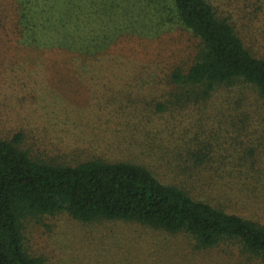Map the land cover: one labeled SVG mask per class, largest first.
<instances>
[{
	"label": "rangeland",
	"instance_id": "1",
	"mask_svg": "<svg viewBox=\"0 0 264 264\" xmlns=\"http://www.w3.org/2000/svg\"><path fill=\"white\" fill-rule=\"evenodd\" d=\"M206 1L264 58V0ZM199 51L171 0H0V140L18 134L21 151L52 164H140L161 182L205 197L198 175L187 177L197 171L188 154L204 150L202 166L254 167L255 198L228 195L233 182L249 180L232 174L222 183L227 198L211 200L264 222V101L255 91L236 84L205 103L156 108L176 93L171 72L187 71ZM242 150L254 156L239 158ZM219 155L233 163H220ZM21 232L40 264H257L233 242L201 250L184 234L83 223L65 212L26 217Z\"/></svg>",
	"mask_w": 264,
	"mask_h": 264
},
{
	"label": "trees",
	"instance_id": "2",
	"mask_svg": "<svg viewBox=\"0 0 264 264\" xmlns=\"http://www.w3.org/2000/svg\"><path fill=\"white\" fill-rule=\"evenodd\" d=\"M171 1L181 25L199 39L200 51L187 71L176 68L171 72L176 93L170 95L168 105L158 103L157 110L169 109L173 100L205 103L219 88L236 84L250 87L264 101V58L251 54L206 0ZM241 130L246 126L242 124ZM19 141L18 134L10 141L0 140V264H40L41 259L24 248L22 221L61 212L83 223L123 221L184 234L201 250L233 242L253 262L264 264V222L228 212L224 203L211 200L227 195L222 183L232 174H244L249 180L233 182L228 195L246 202L250 196L255 198L254 167L225 169L220 164L214 169L201 165L208 161L204 150L189 153L197 171H188L187 177L198 175L196 182L211 195L204 197L187 186L163 183L136 163L90 159L63 165L35 161L16 146ZM250 155L254 153L242 150L239 158ZM228 156L219 155V162L233 163Z\"/></svg>",
	"mask_w": 264,
	"mask_h": 264
}]
</instances>
